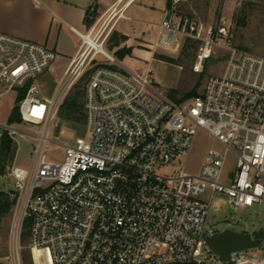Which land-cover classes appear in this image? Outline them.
<instances>
[{
  "label": "built area",
  "instance_id": "obj_1",
  "mask_svg": "<svg viewBox=\"0 0 264 264\" xmlns=\"http://www.w3.org/2000/svg\"><path fill=\"white\" fill-rule=\"evenodd\" d=\"M181 1L171 0L163 13L152 59L158 49L174 52L181 40L198 46L195 73L218 51L227 59L198 96L180 102L157 88L149 64L132 71L105 51L122 8H113L97 32L105 17L86 34L72 30L80 44L52 88L40 78L56 54L0 33V98L16 94L20 119L0 126V138L6 134L14 147L0 175L12 185L0 188V200L12 202L3 264H23L26 222V249L39 253V264H209L213 253L203 236L218 231L204 233L210 202L202 196L223 193L234 210L264 201V57L237 49L224 17L204 26L176 15ZM87 74L85 121L76 136L60 113ZM198 131L221 150H209L193 175L184 162ZM19 140L31 146L24 167L16 165ZM53 148L63 152L61 160H49ZM230 154L236 158L232 176L225 175ZM173 166L179 167L173 174L161 172ZM259 238L258 247L231 252L220 264H264V256L248 255L261 247Z\"/></svg>",
  "mask_w": 264,
  "mask_h": 264
},
{
  "label": "rangeland",
  "instance_id": "obj_2",
  "mask_svg": "<svg viewBox=\"0 0 264 264\" xmlns=\"http://www.w3.org/2000/svg\"><path fill=\"white\" fill-rule=\"evenodd\" d=\"M167 0H138L130 10L125 14L129 20H122L116 26V32L127 33L130 36L132 44L134 42H144L148 49L149 44H154L157 33V26L161 22L162 13L166 10ZM120 7H116L118 11ZM176 15H188L198 24L204 26L214 24L221 17L227 19L231 26L234 45L237 49L247 53L264 57V0H186L176 5L174 12ZM107 17V16H106ZM106 17L98 24L96 32L101 28ZM111 26V25H110ZM129 40V41H130ZM117 45V47H115ZM77 46V43H76ZM126 48L121 36L112 30L106 43L105 51L111 55L114 60L128 68L129 70H138L145 68L149 64L150 78L163 93L174 100V97L183 99L188 98L186 94L194 93L192 96H198L204 87L206 80L212 75H218L222 72L227 56L224 52H216L211 56L201 72L195 73L197 44L181 40L179 47L174 52L167 49H158L155 56H164L165 59H151L150 51L141 47L134 51L132 56L119 58L115 52ZM131 54V53H130ZM99 61L104 59L99 57ZM60 72L56 71V60L47 70L41 82H45L49 88H52L58 80ZM88 74L85 75L73 88L69 97L80 93L78 100L82 103L84 87L87 82ZM82 96V98H81ZM175 101V100H174ZM16 106V94L11 93L0 98V126L8 124V118ZM61 122L68 130L69 134L79 136L83 132V125L78 124L72 128L64 119L62 114ZM2 129L0 128V135ZM20 147L16 160V165L24 167L29 163L31 146L19 140ZM209 150H221L220 146L204 132L198 131L194 137L193 146L188 159L184 162V171L193 175H198L204 158ZM63 152L53 148L47 151V157L50 161L61 160ZM11 161L7 164V166ZM183 163V161H182ZM180 164V163H179ZM236 167V158L234 155H228L225 175L234 172ZM179 169L178 166L165 167L161 170L164 174H173ZM224 184H227L224 181ZM4 186L12 189L4 178L0 177V188ZM202 198L210 202L207 218L204 224V233L210 231L231 230L236 233L242 231L251 235L258 232L263 235L261 247L248 251L251 257L264 256V201L254 204L250 208H241L234 210L229 205V199L223 193L215 192L205 193ZM10 224V217L6 216L0 220V264L2 258L7 253V237ZM23 252H27L25 246ZM30 252V251H29ZM32 264H39V256L29 253ZM25 263V261H24ZM209 264H220L219 259L213 254L209 256Z\"/></svg>",
  "mask_w": 264,
  "mask_h": 264
},
{
  "label": "crops",
  "instance_id": "obj_3",
  "mask_svg": "<svg viewBox=\"0 0 264 264\" xmlns=\"http://www.w3.org/2000/svg\"><path fill=\"white\" fill-rule=\"evenodd\" d=\"M137 1L0 0V33L31 41L52 50L56 54V71L58 70L61 75L80 44L79 38L72 30L79 34H86L116 7L122 8L123 18H115L111 24L114 25V33L125 37L124 45L127 49H131V54L128 56H132L133 52L139 49L138 47L147 49L146 43L140 41L132 44L127 33L116 32V26L120 21L129 20L125 14ZM87 11L88 17H86ZM153 45L149 44L147 49L150 51L151 59Z\"/></svg>",
  "mask_w": 264,
  "mask_h": 264
},
{
  "label": "trees",
  "instance_id": "obj_4",
  "mask_svg": "<svg viewBox=\"0 0 264 264\" xmlns=\"http://www.w3.org/2000/svg\"><path fill=\"white\" fill-rule=\"evenodd\" d=\"M170 7H171V0H167V9H169ZM88 13L89 12L87 11L86 17H88L89 15ZM121 39L123 41L126 40L125 37L122 36ZM115 47H117V45H115ZM130 53H131V49H127V48L115 52V54L121 59L130 55ZM154 59L168 60V58L164 56H154ZM194 93L186 94V96H189L188 98L183 96L184 100L196 97V96H192L194 95ZM79 95L78 93H76L75 96L67 98L61 108V113H60L61 119H62V114H64V119L66 123H68L72 128H76L78 124H81V126L84 125V121H85L83 106L82 103L78 100V97H80ZM173 99L177 102L183 100V99H179L178 97H174ZM19 122L20 119L18 116V112L16 108H14V110L12 111V113L8 118V123H19ZM13 154H14V147L12 145V142L10 141V139H8L6 134H3L0 138V175L3 174L7 164L12 160ZM11 207H12V202H10L6 196H3L0 200V220L8 216ZM21 243L25 247L28 246V222H26L23 227V232L21 235ZM29 253H30L29 250H27V252H22L23 264H32L30 258H28L30 257Z\"/></svg>",
  "mask_w": 264,
  "mask_h": 264
},
{
  "label": "water",
  "instance_id": "obj_5",
  "mask_svg": "<svg viewBox=\"0 0 264 264\" xmlns=\"http://www.w3.org/2000/svg\"><path fill=\"white\" fill-rule=\"evenodd\" d=\"M203 239L212 253L217 255L223 263L229 261L231 252L255 248L261 242L258 232L249 235L245 231L236 233L231 230L216 232L210 237L204 235Z\"/></svg>",
  "mask_w": 264,
  "mask_h": 264
},
{
  "label": "bare ground",
  "instance_id": "obj_6",
  "mask_svg": "<svg viewBox=\"0 0 264 264\" xmlns=\"http://www.w3.org/2000/svg\"><path fill=\"white\" fill-rule=\"evenodd\" d=\"M35 254H36V255H39V253H36V252H35Z\"/></svg>",
  "mask_w": 264,
  "mask_h": 264
}]
</instances>
